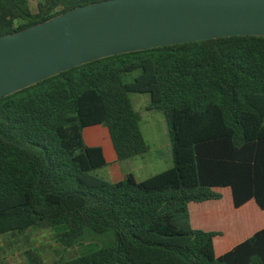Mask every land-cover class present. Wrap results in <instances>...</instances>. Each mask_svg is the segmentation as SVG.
Masks as SVG:
<instances>
[{
  "label": "trees",
  "instance_id": "1",
  "mask_svg": "<svg viewBox=\"0 0 264 264\" xmlns=\"http://www.w3.org/2000/svg\"><path fill=\"white\" fill-rule=\"evenodd\" d=\"M98 1L39 0L33 13L29 0H0V36ZM130 94L148 95V109L162 112L172 166L109 182L97 174L107 166L102 149L87 146L83 131L106 128L117 161L145 154ZM221 188L231 191L221 208L233 227L219 252L256 232L215 257L222 233L192 229L188 204L218 201ZM260 210L264 37L112 56L0 99V264L15 246L20 264H46L29 246L38 232L60 248L51 264H264ZM86 230L113 242L79 244Z\"/></svg>",
  "mask_w": 264,
  "mask_h": 264
},
{
  "label": "water",
  "instance_id": "2",
  "mask_svg": "<svg viewBox=\"0 0 264 264\" xmlns=\"http://www.w3.org/2000/svg\"><path fill=\"white\" fill-rule=\"evenodd\" d=\"M264 37V0H103L0 36V99L72 68L164 46Z\"/></svg>",
  "mask_w": 264,
  "mask_h": 264
},
{
  "label": "rangeland",
  "instance_id": "3",
  "mask_svg": "<svg viewBox=\"0 0 264 264\" xmlns=\"http://www.w3.org/2000/svg\"><path fill=\"white\" fill-rule=\"evenodd\" d=\"M38 1L39 0H29L30 8L33 13L36 12V3ZM134 75L135 74H133V76ZM130 77L132 78V76ZM129 99L131 101L134 110L140 116V122H139L140 131L148 147V151L145 154L135 157L134 160L129 164H131L130 166L133 169V171H135V168L139 166H144L143 173L137 175H140L139 177L147 178L149 176L165 171L167 170V168H170L172 166V157H171V149L169 145L167 124L165 122L162 112L148 109L150 105V100L148 95L130 94ZM104 170L105 169L98 170L97 174L100 177L104 178L105 177ZM220 201H222L221 204L223 202H226V204H228L231 202V198L229 199L228 195L224 194V196H222V199ZM212 223L215 222L212 221ZM217 223H219L221 229L215 227L211 231H221L223 233V236L216 237L214 239V241L216 240L218 243L219 242L221 243V239H223L224 237L227 238L229 235H231V229L233 227V224L226 222L225 220H223V218H219ZM28 236L30 242L29 246L30 247L36 246L37 249H39L46 264H51L58 257L60 248L57 245H55L53 242H51L46 234L38 232V233H29ZM21 242L19 244L21 245L22 248H24L25 246L24 244H21ZM112 242H113L112 233L96 235V234H92L87 230L84 232L83 236L78 240L79 244L92 243V244H98L99 246H106L111 244ZM17 250L18 248L17 246H15V248L13 247L8 252L9 254L8 260H10V264H20L23 262L24 259L21 255V252Z\"/></svg>",
  "mask_w": 264,
  "mask_h": 264
},
{
  "label": "crops",
  "instance_id": "4",
  "mask_svg": "<svg viewBox=\"0 0 264 264\" xmlns=\"http://www.w3.org/2000/svg\"><path fill=\"white\" fill-rule=\"evenodd\" d=\"M83 139H84V142L87 146H89V147L97 146V147H100L102 149L105 161L107 163V166L104 168L105 169L104 170L105 180H107L109 182H117V181L123 180L128 175L133 176L136 180L146 179L143 177H139L140 175H137V174L143 173L144 166H139V167L135 168V171H133V169L131 168V166H130L131 164H129V163H131L134 160V158L131 160H128V161H123V162L117 161V158H116L115 152L112 148V145H111V142H110L106 128H104L102 126H94V127L86 128L83 131ZM169 145H170V143H169ZM147 151H148V149H147ZM167 169H169V168H167ZM215 191L219 192L221 194V196H224V194H227L229 199L231 198V191L229 188L216 189ZM220 200H218V201H206V202H202V203H189L188 204V213H189V224H190L191 228L197 229V230H204V231H211L215 227H218L219 229H221V227H220L219 223H217V221L219 220V218H223V220H225V216H224V213H223L222 208H221L222 207V204H221L222 201H220ZM231 203H232V200H231ZM203 218H206L207 220L208 219L209 220L204 221ZM212 221H214L215 223H212ZM262 228H264V226ZM216 232H221V231H216ZM255 232H253L250 236H252ZM222 236H223V233H222ZM229 236H231V235H229ZM250 236L233 243L227 249L220 251V252H219V249L224 244L223 241H226V239L228 237L227 238L224 237L223 239H221V243L220 242L218 243L216 240L215 241L213 240V244H214L213 248H214L215 257H219L222 254L228 252L233 247H235L236 245H238L239 243H241L245 239L249 238Z\"/></svg>",
  "mask_w": 264,
  "mask_h": 264
}]
</instances>
